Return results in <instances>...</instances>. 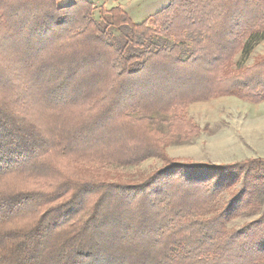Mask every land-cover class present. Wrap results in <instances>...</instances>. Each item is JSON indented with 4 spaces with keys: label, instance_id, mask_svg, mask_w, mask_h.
Listing matches in <instances>:
<instances>
[{
    "label": "trees",
    "instance_id": "obj_1",
    "mask_svg": "<svg viewBox=\"0 0 264 264\" xmlns=\"http://www.w3.org/2000/svg\"><path fill=\"white\" fill-rule=\"evenodd\" d=\"M58 1L0 0V264H264V158L166 151L206 131L191 103L264 100V57L233 67L264 0Z\"/></svg>",
    "mask_w": 264,
    "mask_h": 264
},
{
    "label": "rangeland",
    "instance_id": "obj_2",
    "mask_svg": "<svg viewBox=\"0 0 264 264\" xmlns=\"http://www.w3.org/2000/svg\"><path fill=\"white\" fill-rule=\"evenodd\" d=\"M101 13L96 10L93 16L99 19ZM111 32L118 35L114 28H111ZM187 53L188 48L185 46L182 56ZM263 57L264 32L246 39L243 49L234 58L233 67L249 65ZM186 114L201 128L206 127V131L189 142L168 146L166 151L171 158L216 164L245 158H264V100L252 103L232 96L217 97L191 103ZM160 165L158 158H149L137 166L114 167L111 172L119 173L125 179L136 178ZM245 220L235 218L228 226H240Z\"/></svg>",
    "mask_w": 264,
    "mask_h": 264
},
{
    "label": "crops",
    "instance_id": "obj_3",
    "mask_svg": "<svg viewBox=\"0 0 264 264\" xmlns=\"http://www.w3.org/2000/svg\"><path fill=\"white\" fill-rule=\"evenodd\" d=\"M92 4L93 13L96 10L105 11L121 5L134 23H140L149 19L155 12L168 5L169 0H87ZM74 0H59L60 6H68ZM236 98V97H235ZM240 100V99H239Z\"/></svg>",
    "mask_w": 264,
    "mask_h": 264
}]
</instances>
